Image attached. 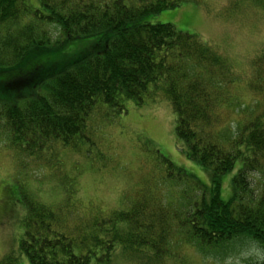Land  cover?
Wrapping results in <instances>:
<instances>
[{"label":"trees","instance_id":"16d2710c","mask_svg":"<svg viewBox=\"0 0 264 264\" xmlns=\"http://www.w3.org/2000/svg\"><path fill=\"white\" fill-rule=\"evenodd\" d=\"M27 1L0 0V146L16 156V166L40 164L53 175L62 151L94 145L96 114L107 119L126 111V102L139 105L161 91L178 145L209 168L211 187L205 192L161 156L166 178L179 185L177 205L149 188L109 211L73 203L68 189L55 206L18 192V255L0 264H21L19 257L27 264H110L119 250L159 262L179 236L203 250L246 236L264 252V48L242 77L216 45L145 18L179 0H38L36 7ZM246 1L264 9V0ZM81 38L90 39L58 62L25 57ZM241 82L258 98L238 109L234 89ZM236 160L233 193L223 199L221 176ZM261 255L247 264H264Z\"/></svg>","mask_w":264,"mask_h":264},{"label":"rangeland","instance_id":"374dc122","mask_svg":"<svg viewBox=\"0 0 264 264\" xmlns=\"http://www.w3.org/2000/svg\"><path fill=\"white\" fill-rule=\"evenodd\" d=\"M37 1L27 2L36 7ZM145 18L151 22H171L177 29L194 32L202 40L216 45L230 56L235 71L242 77L250 74L254 54L264 48V9L246 0H179L177 5ZM89 39L35 49L25 57L37 63L58 62L62 55L79 50ZM244 86L241 82L234 89V98L240 101L238 109H242L243 104L250 106L256 102L257 96ZM156 93L139 105L126 102V111L110 114L107 119L96 114L91 120L92 126L88 125L94 130V145L84 143L78 150L62 151V164L53 175L40 164L20 169L10 149L0 146V262L9 254L18 255L16 244L24 212L23 203L15 200L19 198L18 192L32 201L55 206L63 202L68 189L73 203H80L85 209L92 204L109 211L149 188L155 190L151 193L160 196L163 203L176 202L177 205L181 201L179 185L173 178H166L168 163H164L162 157L171 162L172 168L184 170L205 192L209 190V168L183 153L174 134V115L168 99L161 91ZM239 167L240 162L236 160L232 169L221 176L223 199L232 195L231 179ZM170 243V256L163 257L162 261L119 250L112 255L110 264H247L264 253L246 236L218 250H203L180 236ZM18 260L27 264L24 257Z\"/></svg>","mask_w":264,"mask_h":264}]
</instances>
